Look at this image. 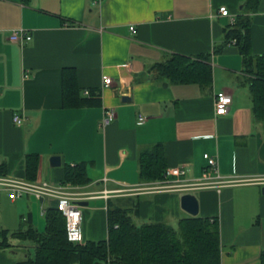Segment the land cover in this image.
Masks as SVG:
<instances>
[{
	"label": "crops",
	"instance_id": "1",
	"mask_svg": "<svg viewBox=\"0 0 264 264\" xmlns=\"http://www.w3.org/2000/svg\"><path fill=\"white\" fill-rule=\"evenodd\" d=\"M244 1L102 0L96 5L93 0H0V166L5 171L0 178L30 181L25 158L38 155L32 182L70 185L81 194L85 242L108 239L110 208L127 210L138 226L162 222L177 228L192 216L181 206L182 196L192 194L198 216L218 222L221 264H262L264 122L254 118L250 77L238 47L213 53L231 25L219 9L237 17ZM20 28L32 36L23 46L11 36ZM251 37L253 53L264 54V0L252 15ZM174 54H211L212 86L173 84L160 77L154 66ZM65 68L76 71L81 98L87 101L83 107L63 106ZM104 76L112 78V86L104 85ZM221 92L233 99L226 116L215 114ZM107 108L117 117L102 129ZM14 115L24 123L16 125ZM158 143L165 146L167 170L186 172L170 181L199 182L208 154L217 158L220 176L230 183L148 189L161 182L140 179L138 158ZM54 156L61 158L59 167L51 166ZM81 163L91 182L64 183L65 166ZM56 204L32 196L12 200L0 186V231L33 226L43 232L47 210ZM10 249L0 251V264L21 262Z\"/></svg>",
	"mask_w": 264,
	"mask_h": 264
},
{
	"label": "trees",
	"instance_id": "2",
	"mask_svg": "<svg viewBox=\"0 0 264 264\" xmlns=\"http://www.w3.org/2000/svg\"><path fill=\"white\" fill-rule=\"evenodd\" d=\"M262 0H245L235 23L224 29L221 44L213 53H221L235 45L243 58L244 72L249 75L253 115L264 122V54L252 50V15L257 13ZM235 42V43H234ZM158 75L173 84H196L208 89L213 83L211 54L189 57L174 54L167 61L154 66ZM76 71L65 68L62 76L64 108L83 107ZM139 177L143 182L157 183L166 179L167 160L164 144H155L140 153ZM39 169V156L25 158L26 178L35 181ZM64 183L85 186L91 182L85 163L65 166ZM0 166V175H4ZM46 227L39 232L33 226L11 233L0 231V251L14 247L10 238L31 241L35 256L18 264H221L220 228L217 221L200 216L181 219L177 228L167 223L136 225L127 210H108V239L74 244L68 241L66 219L57 208L47 210ZM264 264V252L261 257Z\"/></svg>",
	"mask_w": 264,
	"mask_h": 264
},
{
	"label": "built area",
	"instance_id": "3",
	"mask_svg": "<svg viewBox=\"0 0 264 264\" xmlns=\"http://www.w3.org/2000/svg\"><path fill=\"white\" fill-rule=\"evenodd\" d=\"M93 1L96 5H101L102 3V0ZM219 14L224 17L231 18V23H235L236 21V17L232 16L225 7L219 9ZM130 30L133 32L135 28L131 26ZM11 36L22 46L32 40L30 31L24 28L13 30L11 32ZM103 83L105 86H112L113 80L109 76H104ZM232 103L233 99L230 94L225 92L218 93L215 98V114L217 116H226ZM116 117L117 114L114 109H105L100 122V128L105 129L115 121ZM139 120L140 122H143L145 118L140 116ZM13 121L16 125H21L24 123V118L20 115H14ZM204 158L208 162V168L204 171L202 179L199 182L181 184L179 180L174 182L170 181L168 179L170 177L179 179L186 174L185 170L182 168H171L167 170L166 179L163 182L151 186L148 189L156 191H168L177 188L190 190L195 188H206L210 186H221L230 183V181L224 180L220 176L219 165L216 157L206 154ZM0 186L10 193L12 200H17L24 196H32L40 201H44L45 199H54L57 202L56 208L62 212L66 219V232L68 241L74 244H83L85 242L82 232L83 213L80 205L78 204V201L81 200V194H79L70 185H60L49 182L38 183L20 180L17 178L1 177Z\"/></svg>",
	"mask_w": 264,
	"mask_h": 264
},
{
	"label": "rangeland",
	"instance_id": "4",
	"mask_svg": "<svg viewBox=\"0 0 264 264\" xmlns=\"http://www.w3.org/2000/svg\"><path fill=\"white\" fill-rule=\"evenodd\" d=\"M41 223H42L41 224L42 226H39V229H40V231H43L44 221L41 220ZM10 242L15 247L10 249L9 251L17 252L15 257L19 261L26 259L27 256L28 257H34V255H35V244L33 242L25 241V240L13 238V237L10 238Z\"/></svg>",
	"mask_w": 264,
	"mask_h": 264
},
{
	"label": "water",
	"instance_id": "5",
	"mask_svg": "<svg viewBox=\"0 0 264 264\" xmlns=\"http://www.w3.org/2000/svg\"><path fill=\"white\" fill-rule=\"evenodd\" d=\"M52 167H59L61 165V158L54 156L50 160ZM264 192V190H263ZM181 206L184 211L192 216H198L199 214V205L197 198L192 194H186L181 198Z\"/></svg>",
	"mask_w": 264,
	"mask_h": 264
}]
</instances>
